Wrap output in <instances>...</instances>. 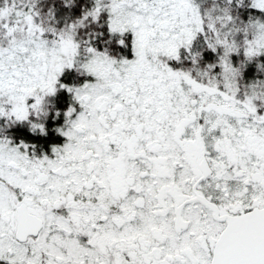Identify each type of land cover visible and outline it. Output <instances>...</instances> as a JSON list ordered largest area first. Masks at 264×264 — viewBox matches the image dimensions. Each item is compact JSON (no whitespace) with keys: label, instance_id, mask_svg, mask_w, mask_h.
<instances>
[{"label":"snow or ice","instance_id":"1","mask_svg":"<svg viewBox=\"0 0 264 264\" xmlns=\"http://www.w3.org/2000/svg\"><path fill=\"white\" fill-rule=\"evenodd\" d=\"M0 264H264V0H0Z\"/></svg>","mask_w":264,"mask_h":264}]
</instances>
